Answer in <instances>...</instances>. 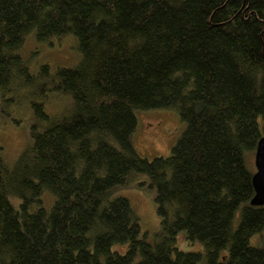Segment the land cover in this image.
Masks as SVG:
<instances>
[{
    "label": "trees",
    "instance_id": "trees-1",
    "mask_svg": "<svg viewBox=\"0 0 264 264\" xmlns=\"http://www.w3.org/2000/svg\"><path fill=\"white\" fill-rule=\"evenodd\" d=\"M68 35L74 65L30 71L27 37ZM37 81L28 146L9 163L0 143V264H264L247 162L264 137V0H0V98ZM45 91L67 112L48 114ZM162 109L183 130L142 158L136 115ZM137 175L152 238L118 195ZM181 231L202 249L179 250Z\"/></svg>",
    "mask_w": 264,
    "mask_h": 264
},
{
    "label": "rangeland",
    "instance_id": "rangeland-1",
    "mask_svg": "<svg viewBox=\"0 0 264 264\" xmlns=\"http://www.w3.org/2000/svg\"><path fill=\"white\" fill-rule=\"evenodd\" d=\"M20 54L31 72H35L42 65H48L53 72L59 67H70L79 59L76 41L71 35L49 39L44 43H37L32 37H27ZM41 84V81H37L36 85L21 86L16 94L8 98L3 94L0 98V143L9 163H12L29 144V126L34 122L29 105L38 99L35 91L40 89ZM43 102L46 104L45 111L51 115H62L68 110L66 102L51 91L44 92ZM136 120L133 144L137 154L148 160L156 156H167L184 127L176 113L165 109L140 111ZM258 123L262 131V120L259 119ZM253 161L254 152L247 156L252 171ZM141 182H147L146 176L137 175L128 188L119 189L118 195L129 200L139 216L142 231H146L149 238H152L159 231L160 219L156 214L153 190L144 186L138 187L137 184ZM254 237L250 241L252 245L256 244L253 242ZM256 240L264 242V231ZM175 244L181 251L202 249L198 242H188L183 231L176 235ZM126 248L127 244H117L112 246V251L123 253Z\"/></svg>",
    "mask_w": 264,
    "mask_h": 264
},
{
    "label": "water",
    "instance_id": "water-1",
    "mask_svg": "<svg viewBox=\"0 0 264 264\" xmlns=\"http://www.w3.org/2000/svg\"><path fill=\"white\" fill-rule=\"evenodd\" d=\"M254 172L252 175L253 197L249 201L250 206H264V137L257 142L254 152Z\"/></svg>",
    "mask_w": 264,
    "mask_h": 264
}]
</instances>
